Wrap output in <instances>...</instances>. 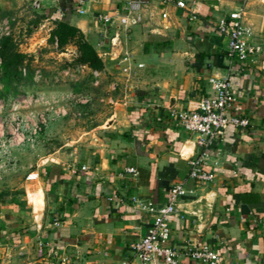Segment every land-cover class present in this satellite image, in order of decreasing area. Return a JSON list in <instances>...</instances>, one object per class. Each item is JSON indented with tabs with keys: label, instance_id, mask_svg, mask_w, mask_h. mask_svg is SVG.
Returning a JSON list of instances; mask_svg holds the SVG:
<instances>
[{
	"label": "crops",
	"instance_id": "1",
	"mask_svg": "<svg viewBox=\"0 0 264 264\" xmlns=\"http://www.w3.org/2000/svg\"><path fill=\"white\" fill-rule=\"evenodd\" d=\"M124 1L39 0L40 18L80 29L105 62L99 78L115 80L94 100L99 108L93 98L85 106L91 124L68 133L74 139L66 150L29 147L36 159L27 164L20 188L0 193V264L131 259L133 244L152 221L132 198L161 206L179 181L188 191L169 221L178 264H205L186 253L189 245L202 244L218 253V264H264V51L231 75L233 111L249 124L227 127L210 148L204 169L214 173L212 180L188 176V160L199 149L195 135L169 117L170 109H195L202 97L214 96L210 78L227 73L220 18L244 4L248 39L264 46V0H184L186 9L144 0L138 23L125 17ZM97 13L111 14L113 24L96 22ZM83 72L91 87L98 84L93 70ZM62 115L50 119L38 141L50 127L52 135L67 134L54 126Z\"/></svg>",
	"mask_w": 264,
	"mask_h": 264
},
{
	"label": "rangeland",
	"instance_id": "2",
	"mask_svg": "<svg viewBox=\"0 0 264 264\" xmlns=\"http://www.w3.org/2000/svg\"><path fill=\"white\" fill-rule=\"evenodd\" d=\"M39 15L37 10L24 0H0V37L10 36L15 48L32 58L21 67L23 76L28 72V67L32 70V79L24 82L17 93L7 99H0V193L20 188L23 178L30 170L27 164L36 159L33 150L37 147L43 151H52L61 146L62 150H66L74 139L68 133L91 124L88 113H85V106L93 98L94 108H99V104L94 103V100L106 95L107 84L115 80L111 76L106 79H100L98 76V84L91 87L90 81L93 80L88 74L72 71L78 66L75 63L77 46L72 41L59 46L56 36L52 34L56 28L55 24H46ZM66 68L71 69L72 75H63L62 71ZM35 93L44 95L45 100L32 104L21 102L27 94H34L35 98ZM86 98H89V101L81 103V100ZM41 113L47 117V122L42 126L40 133L50 119L64 114L66 117L54 122V126L67 134L60 137L52 135L54 128L50 127V131L42 140L38 141L39 133L33 142H20L21 127L26 131L31 129L32 114ZM96 123L98 122L93 124ZM22 147L24 150L18 155L16 150Z\"/></svg>",
	"mask_w": 264,
	"mask_h": 264
},
{
	"label": "built area",
	"instance_id": "3",
	"mask_svg": "<svg viewBox=\"0 0 264 264\" xmlns=\"http://www.w3.org/2000/svg\"><path fill=\"white\" fill-rule=\"evenodd\" d=\"M160 4L165 6L173 4L181 9L187 8L184 0H160ZM144 5V0H125L122 5L125 17H130L132 23L140 22L142 20L141 14ZM31 6L34 9H38L40 7L39 0H32ZM80 12L83 13L82 10ZM244 14L245 6L242 4L229 13L227 17H222L218 20L217 31L225 37L227 43L226 57L228 69L224 76L210 78L215 95L202 97L195 109L173 108L169 111L171 119L185 131L195 135V143L199 149L197 154L188 160V176L198 183L207 182L214 178V173L206 171L204 167L207 164L210 148L224 135L227 127H246L249 124L248 118L237 115L233 111L236 95L232 88L231 75L234 71L238 70L241 64L253 61L255 56L264 51V46L259 43H253L248 39L252 32L244 22ZM196 16L195 13H191L190 18L195 19ZM162 17L167 18L168 13L164 11ZM94 19L103 26H111L114 22V17L109 13H97ZM130 59V56H124L121 60L129 61ZM137 66L142 67L143 64L139 63ZM85 69V65H78L72 71L83 72ZM23 71L25 72L24 69ZM72 71L70 68H66L62 73L67 77L68 75H72ZM92 73L94 76H98L99 71L93 70ZM56 81H58L57 78ZM35 96L34 98V94H27L21 99V102L32 104L33 102L45 100L44 95L35 93ZM88 101L89 98H86L85 100H81V103ZM37 115L32 114L31 129L26 131L21 127V131L19 132L20 142L25 140L30 142L35 141L34 139L42 130V126L46 124L47 117L43 113ZM36 116L38 119L35 121L34 118ZM4 151L6 152V148ZM126 172L133 176L138 175V171L134 167L126 168ZM187 191L184 182H176L170 189L167 202L161 206H156L152 202H141L136 197L132 198L138 208L151 214L152 221L146 234L133 244V257L119 264H149L155 259L160 260L162 264H178L180 252L171 243L172 230L169 221L170 216L178 212L179 198L186 194ZM180 216L182 217L183 215L180 214ZM42 249L43 243H40L39 253H42ZM186 253L190 258L199 260L205 264H218L219 262L218 253L208 244L199 246L189 245Z\"/></svg>",
	"mask_w": 264,
	"mask_h": 264
},
{
	"label": "trees",
	"instance_id": "4",
	"mask_svg": "<svg viewBox=\"0 0 264 264\" xmlns=\"http://www.w3.org/2000/svg\"><path fill=\"white\" fill-rule=\"evenodd\" d=\"M55 26L52 34L56 36L59 46L71 41L77 46L75 63L85 65L91 70L100 71L105 68V62L99 57L95 45L86 39L80 29L61 20L56 21ZM29 57L31 56L15 48L10 36L0 37V99H7L17 93L24 82L32 79V70L29 67L25 76L21 72L24 63L32 59Z\"/></svg>",
	"mask_w": 264,
	"mask_h": 264
}]
</instances>
